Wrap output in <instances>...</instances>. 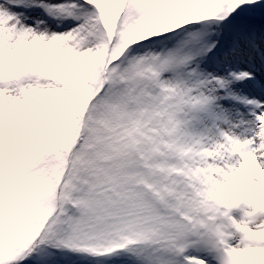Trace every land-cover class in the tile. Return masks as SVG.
Returning <instances> with one entry per match:
<instances>
[{
  "label": "snow or ice",
  "instance_id": "1",
  "mask_svg": "<svg viewBox=\"0 0 264 264\" xmlns=\"http://www.w3.org/2000/svg\"><path fill=\"white\" fill-rule=\"evenodd\" d=\"M0 264H264V0H0Z\"/></svg>",
  "mask_w": 264,
  "mask_h": 264
}]
</instances>
